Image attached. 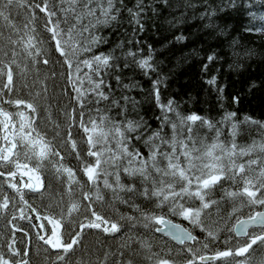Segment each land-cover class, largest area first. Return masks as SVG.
<instances>
[{"label":"snow or ice","instance_id":"6c2138e0","mask_svg":"<svg viewBox=\"0 0 264 264\" xmlns=\"http://www.w3.org/2000/svg\"><path fill=\"white\" fill-rule=\"evenodd\" d=\"M261 8L264 0H0V219L13 233L0 264H264V139L238 143L235 111L214 121L161 98L164 60L199 57L208 72L225 49L239 56L228 21L247 15L260 23L243 30L264 34ZM125 13L140 32L144 20L167 24L162 48L128 41L134 51L121 40L97 52L110 43L101 28ZM190 20L202 22L195 33L184 27ZM132 63L151 81L155 126L129 94L137 85L124 82ZM205 83L224 98L217 76ZM89 237L107 239L90 248ZM154 240L180 247L155 251Z\"/></svg>","mask_w":264,"mask_h":264},{"label":"trees","instance_id":"16d2710c","mask_svg":"<svg viewBox=\"0 0 264 264\" xmlns=\"http://www.w3.org/2000/svg\"><path fill=\"white\" fill-rule=\"evenodd\" d=\"M35 2L39 3L40 0H35ZM128 3L129 6H131L134 3V0H128ZM161 15L167 17L168 11L165 10ZM37 17L36 26L38 32L47 36L44 28L45 19L43 18V13H40L39 10H37ZM13 19L20 21L23 17L14 16ZM142 22L145 24V30L140 32L138 26L131 23L130 17L125 13L120 24L113 25L112 28H101L100 34L107 36L110 43L102 45L101 48L97 49V52H107L121 40L125 41L126 48H131L134 51L138 50V46L134 43L129 44L127 43L128 41H141L144 45L145 52L147 51V45L149 44L153 45L156 49L162 48L161 31L162 27H168L167 24H163L161 27V20L159 18L148 19ZM154 22L156 25L155 27H153ZM251 22V18L247 15L235 16L234 19L228 21L234 30V36L240 40V44L236 47L239 56H233L230 49H225L227 54L226 58L217 62L214 66H210L208 72L202 71L201 60L199 57L195 56H190L186 61H180L179 63L177 62L176 57H171V63H169V60H164V63L161 65L164 73L169 76V80L167 81L169 86L165 88L161 85V98L163 102H167L169 98H172L181 104L183 111L195 112L201 116H207L214 121H219L226 111L237 112V120L241 122V127L244 129V134L238 137V143L242 145L251 143L252 140L260 141L261 139H264V137L261 136V131L264 130L259 129L256 125L243 123L246 116L256 121L264 122V35L245 32L243 30L244 26H252ZM201 23L202 22L200 21L190 20L184 27L188 29V31L195 33L197 27H199ZM188 31L185 32V35H188ZM163 34L164 36L171 38L170 33L164 32ZM192 47L199 49L200 44L194 43L190 48L184 49V51L191 52ZM246 49L254 50L255 54L250 58L247 57L245 55ZM177 55L180 54L177 53ZM201 55H203V52H201ZM158 58L163 59V57L159 55ZM229 64H232L233 67L230 68ZM237 64L241 65V67L237 68ZM170 68H172L171 71H169ZM53 70L59 73L61 68L59 65H56ZM84 71L86 72L87 69ZM151 75L153 79L156 76L155 73H151ZM214 75L217 76V83L219 86L224 88L223 99L218 97V93L214 88L205 83L207 79ZM123 76L125 83H133L137 85V87L129 94L140 101V104L137 106L139 112L145 115L153 126H155L157 121L154 119V116L159 115L160 111L159 108L155 106L154 99L148 95V92L152 87L151 81L142 74V70H140L134 63L131 64V67L124 70ZM253 82H255L256 87L249 91V87ZM112 83L115 85L114 80ZM87 87L88 84L87 81H85V88ZM141 88L144 89V91H140ZM234 95L242 98L239 106L232 102V97ZM66 100L67 98L65 97V101ZM57 118L63 122V117L57 115ZM203 131L206 130H202V132ZM225 133H227V129H225ZM73 134L75 135V130H73ZM81 137H77V139L80 140ZM67 163L71 166L75 165L76 161L74 159H69ZM78 175H81L82 177V174L78 173ZM39 203L40 201L37 200L36 204L38 205ZM41 211L43 210L41 209ZM8 219H10V217H8ZM14 223L25 226L28 224L26 220H18ZM11 228V224H6L4 219H0V252H7L6 244L11 243L13 235ZM31 231L33 233V242L35 243V232L37 229L33 228ZM14 235L19 245L22 233H15ZM104 239L107 238L89 237L86 243L90 248H94L97 246L96 242L98 240L103 241ZM153 243L157 246L154 248L155 251H159L160 247L165 248V250L172 248L173 254L175 253V250L180 247L175 245L172 241H169L167 245L164 244L163 240H154ZM117 245L118 242H111V250L115 251ZM105 250L107 249L101 248V256ZM180 258L181 257H177V259ZM113 259H115V257H113Z\"/></svg>","mask_w":264,"mask_h":264}]
</instances>
